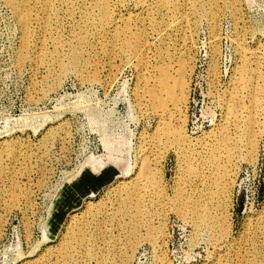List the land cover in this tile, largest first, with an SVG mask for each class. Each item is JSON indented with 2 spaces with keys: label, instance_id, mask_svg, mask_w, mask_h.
Returning a JSON list of instances; mask_svg holds the SVG:
<instances>
[{
  "label": "rangeland",
  "instance_id": "obj_1",
  "mask_svg": "<svg viewBox=\"0 0 264 264\" xmlns=\"http://www.w3.org/2000/svg\"><path fill=\"white\" fill-rule=\"evenodd\" d=\"M173 1L162 13L154 10L155 0L117 2L114 13L130 18L129 32L148 43V50L124 53L120 28L83 31L74 24L79 14L71 17L67 4L59 5L62 25L41 28L40 0H29L32 20L23 31L14 10L0 0V264H58L64 249L65 264H237L241 257L264 264V112L257 113L261 132L252 157L235 148L224 191L203 149L208 135L223 129V103L241 65L238 37L249 69L264 75V57L251 55L264 53V0H236L237 16L218 1L214 61L209 11L216 7L209 0ZM151 18L160 25L151 27ZM57 43L63 44L61 63L40 60ZM157 47L170 53L171 75L180 60L185 64L183 119L172 127L184 130L189 147L161 136L164 120L151 113L142 93L144 65L159 63ZM234 132L224 130L233 139ZM157 134L160 144L148 157L161 194L143 189L123 209L125 184ZM197 202L213 228L192 223ZM136 204L141 226L136 247L128 251ZM155 213L164 218L160 246L146 236L147 226L156 225Z\"/></svg>",
  "mask_w": 264,
  "mask_h": 264
},
{
  "label": "bare ground",
  "instance_id": "obj_2",
  "mask_svg": "<svg viewBox=\"0 0 264 264\" xmlns=\"http://www.w3.org/2000/svg\"><path fill=\"white\" fill-rule=\"evenodd\" d=\"M4 1L14 10V13H16L18 20L21 24V27L23 28L22 30L29 31L30 29L29 24L32 20L31 14L27 7V2L29 0H4ZM123 1L124 0H40L39 7L37 9L36 19L41 24V28H45L46 25L49 24L62 25L63 19L60 16L59 5L61 3H64L67 4V11L71 17H73L76 12L79 14V18L74 22V24H76V26H78V28H80L81 30L87 31L89 29H93V32L99 33L105 29L120 28L122 30V34L124 35V38L122 40V45L124 49H122V52L125 53L128 51H137L142 48L144 50H148V43H146L147 41L145 36L142 35L139 41L137 40V38H135L137 37L136 34H132L129 32L132 26L130 25L131 19L127 17L125 18L121 15H116L114 13V7L117 5V2L121 4ZM209 1L211 4H213L216 7L215 10L209 11V18L213 31V37H214V39L212 40L213 48L211 52V57L214 61L217 55V49H216L217 38L215 37V35H216L217 21H218L217 14L219 11V7H218L219 0H209ZM222 1L226 6L230 7L231 10L237 16L238 13L236 14V12L237 10L239 11V9H237L238 6L236 4L237 1L236 0H222ZM173 3H174L173 0H155L154 10H156L159 13H162L163 11H166L165 9L166 7L173 5ZM75 10L76 12H74ZM150 21L152 24V25L150 24L151 27L152 26L156 27L157 25H160L158 24V22H156L155 18H151ZM120 22L122 23L120 24ZM77 39L83 41L84 37L76 38V40ZM24 42L25 45H27L28 34L25 36ZM235 47L237 50V56L241 61V65L235 68L234 76L232 75L233 77L231 79V91L223 103V117H222V121L224 123L223 129H220L217 133L215 132L210 133L208 135L209 141L208 143L204 141L207 144H205L203 147V149L206 150L207 152L209 159L208 161L213 167V169L211 170H213L215 181L221 183V185L218 187L219 189H221V191H224L227 187L228 176L231 170L230 167L231 157H233L232 154L235 148L236 149L240 148L241 150H244L246 156H248L249 158L252 157L253 152L255 151L256 148V140L258 137V132L260 131L257 122V113L259 114V112H264V101H262L261 99L262 90L264 88V75L257 69H249L250 59L247 56V51L244 47L242 37L237 38V40L235 41ZM164 49L163 48L157 49V53L155 56L157 59H159V63L157 62L155 63V65L153 64L152 66H150L149 63H146L144 65L143 74L141 75L145 80L146 88H144L145 91L144 92L142 91V93L146 94V98L148 102L146 103L149 106L151 113L152 112L155 113L159 120H164V122L161 121L162 123H164V125H162L164 127L163 128L161 127L162 128L161 131L164 133H161V136L162 134H165L167 137L172 136L174 137L175 142L177 143L185 142V144L187 143L188 145L187 141H189V139L186 138L187 137L185 136L186 133L185 132H184L185 134L183 133L184 130L183 131L178 130L174 128L175 126L172 127V122L174 123L175 120L180 121L183 119L181 114L182 112L181 106L186 101L185 64L182 60L180 61L178 60L179 62L178 63L176 62L178 64V66L176 67L177 68L176 74L175 75L172 74L174 75L172 76L171 73L169 72V64H167V61L171 60V58L169 59L170 53L168 55L166 50L164 52ZM73 51L74 49H71L69 52L71 53V64L74 68H77L79 64V60L77 54ZM62 54H63V44L57 43L56 47L54 48V52L50 55L45 54V52H42L41 53L42 56L40 57V60L43 61L52 60L53 62L60 64ZM251 55L254 58L257 57L259 58L260 56L264 57V53L262 55H258L257 51L255 50L251 51ZM171 66L173 65H170V67ZM210 70L213 73L216 71V67L214 64H212ZM160 126L161 125H159V127L157 126V128L160 129ZM229 127L232 128L233 131H235L233 133L234 136H236L234 137V139L230 138L229 136L226 137L224 134V130ZM161 136L160 135L158 136L157 134L156 137H153L151 139L153 142L149 143L151 144L150 150L148 152L146 151L147 154L145 153L141 154V159L139 158L140 164L139 167H137L138 168L137 173L135 174L134 178L132 177L133 178L132 180H130L128 183L125 184V188H126L125 191L127 195L125 198L120 199V204L123 209L128 206L130 198L139 199L143 189L145 190V193L150 192L152 193V195H156L157 197L160 196L161 187L159 183V178L157 179L155 178V174L158 171L156 172L157 169H154L155 165H153V163L151 162L152 160H150V158L148 157L149 155L148 153L152 152L155 149V147L159 146ZM199 145L201 146V144ZM177 146H179V144H177ZM206 152L204 151V153ZM153 161L155 162L154 159ZM116 195H117V191H115V196ZM151 206L152 207L154 206V202L152 200H151ZM203 209L204 206L200 204V202H197L196 203L197 216L191 219L192 223L196 226L200 224H206L207 226L210 225V228L211 227L213 228V225L207 221V217L202 213ZM139 214H140V207L138 204H136V212L133 215V223L131 228V238L127 246L128 251H133L134 248L136 247V243L138 240V237L136 235V229L141 226V220L138 217ZM154 216H156L155 217L156 225L154 227L153 225L147 226L146 236L149 241L153 242L155 245L158 244L160 246V243H163V238L165 235L164 218L161 216V214H157V213H155ZM223 233L224 232L222 231L219 235H223ZM60 257L61 258L58 264H65L67 261L66 249H64L61 252ZM160 258L161 261L164 260V256L162 254ZM246 261L247 260H244V257H241L238 259L237 264H247ZM124 262H126V259H124ZM38 264H43V263L40 262ZM163 264H170V263L166 261Z\"/></svg>",
  "mask_w": 264,
  "mask_h": 264
}]
</instances>
